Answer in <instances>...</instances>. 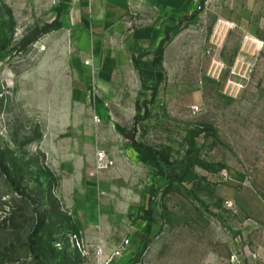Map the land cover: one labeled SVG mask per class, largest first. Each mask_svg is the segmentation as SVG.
Returning a JSON list of instances; mask_svg holds the SVG:
<instances>
[{
  "label": "rangeland",
  "instance_id": "obj_1",
  "mask_svg": "<svg viewBox=\"0 0 264 264\" xmlns=\"http://www.w3.org/2000/svg\"><path fill=\"white\" fill-rule=\"evenodd\" d=\"M65 4L0 0V264H264V0L138 5L115 58Z\"/></svg>",
  "mask_w": 264,
  "mask_h": 264
},
{
  "label": "crops",
  "instance_id": "obj_2",
  "mask_svg": "<svg viewBox=\"0 0 264 264\" xmlns=\"http://www.w3.org/2000/svg\"><path fill=\"white\" fill-rule=\"evenodd\" d=\"M138 5H144L147 10L165 11L169 6L183 8V0H66L65 4L71 12L70 25L75 33L92 43L96 57L107 58H115L116 51L110 48L113 42L137 39L149 44L163 40L167 28L165 14L151 16L146 22L148 28L137 34L128 27V12ZM119 54L130 56L127 51Z\"/></svg>",
  "mask_w": 264,
  "mask_h": 264
},
{
  "label": "built area",
  "instance_id": "obj_3",
  "mask_svg": "<svg viewBox=\"0 0 264 264\" xmlns=\"http://www.w3.org/2000/svg\"><path fill=\"white\" fill-rule=\"evenodd\" d=\"M100 160H103V156H100ZM129 244V241L124 242L121 247L111 253V255H106L104 249L98 250L95 254L93 264H114L116 260L122 258Z\"/></svg>",
  "mask_w": 264,
  "mask_h": 264
},
{
  "label": "trees",
  "instance_id": "obj_4",
  "mask_svg": "<svg viewBox=\"0 0 264 264\" xmlns=\"http://www.w3.org/2000/svg\"><path fill=\"white\" fill-rule=\"evenodd\" d=\"M61 28H62V26H61L60 23H55V24H52L50 26H47L43 33L37 34L34 37L30 38V40L27 42L26 46L32 45L41 36V34H48V33L52 32V31H59ZM143 150L146 151V152H149V153L153 154L154 156H157L158 155L156 152H154L152 150H149V149H146V148H143ZM61 236L66 237L67 235L62 234ZM34 242H35L34 241V237H32L31 240H30V243H31V251L33 252L35 258L38 261L39 260V257L37 255V250H36V247H35ZM56 251L58 253H61V252H59L60 251L59 248H56ZM64 253H66V250L65 249L63 250V254Z\"/></svg>",
  "mask_w": 264,
  "mask_h": 264
}]
</instances>
